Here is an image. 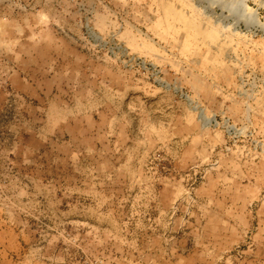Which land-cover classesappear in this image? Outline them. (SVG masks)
I'll return each mask as SVG.
<instances>
[{"label":"rangeland","instance_id":"374dc122","mask_svg":"<svg viewBox=\"0 0 264 264\" xmlns=\"http://www.w3.org/2000/svg\"><path fill=\"white\" fill-rule=\"evenodd\" d=\"M237 14L0 0V264H264V29ZM169 198L183 247L146 248Z\"/></svg>","mask_w":264,"mask_h":264},{"label":"crops","instance_id":"0c3cea01","mask_svg":"<svg viewBox=\"0 0 264 264\" xmlns=\"http://www.w3.org/2000/svg\"><path fill=\"white\" fill-rule=\"evenodd\" d=\"M160 203H159V206H153V204L150 205L148 209L146 208L148 211L146 210L145 213H143L147 216L153 217V223H151V225L155 223L156 229L159 233L158 235L155 234V236H151V237L146 235V241H145L144 247L158 248V249L181 248L183 247L184 240L180 239V235L178 233L180 231V227L182 223L180 222L179 218L174 219L173 222L169 221L168 219L169 216L174 215L172 211L170 210L172 198L163 199V201H160ZM198 213H200L199 209H196L193 211V215H198ZM194 228L195 226L192 225L191 227V230H193L192 236L195 238V235H198V238H199L200 227H197L196 229ZM168 233H175V234L171 238H169ZM179 254L180 253L177 252V255ZM177 255H175L176 259L178 258Z\"/></svg>","mask_w":264,"mask_h":264},{"label":"bare ground","instance_id":"6f19581e","mask_svg":"<svg viewBox=\"0 0 264 264\" xmlns=\"http://www.w3.org/2000/svg\"><path fill=\"white\" fill-rule=\"evenodd\" d=\"M218 1L220 6L222 7L226 6L229 8L230 11H234V10L237 11L238 13L237 16H240L237 19H244L247 26L254 25L264 29V23L260 22L258 19L259 14H257V12L250 7V5L247 3V0H218ZM200 114L202 115L201 117H203L208 122L212 120L215 121L214 117H208L203 111H200Z\"/></svg>","mask_w":264,"mask_h":264}]
</instances>
